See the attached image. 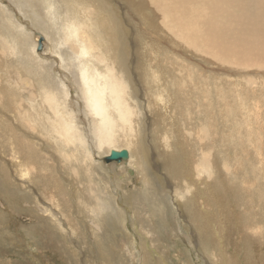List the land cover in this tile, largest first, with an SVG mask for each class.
I'll return each mask as SVG.
<instances>
[{
    "label": "rangeland",
    "instance_id": "374dc122",
    "mask_svg": "<svg viewBox=\"0 0 264 264\" xmlns=\"http://www.w3.org/2000/svg\"><path fill=\"white\" fill-rule=\"evenodd\" d=\"M99 1L113 6L117 25L127 30L131 38L128 51L137 64L141 65L144 57L140 54L142 41L150 44L146 61H154L161 75L158 87L153 84L158 97L156 107H148L149 135L144 147L155 187L152 191L143 187L140 171L133 170L131 164L106 161L107 172H100L105 179L110 173L106 182L111 184L113 192L109 193L99 179L104 195L95 194L91 199L85 193L89 190L87 183L92 180L96 184L95 174L88 172L91 177L86 179L80 171L72 182L69 172L57 168L56 159L46 155L48 151L57 155L49 144L42 145L45 150L37 151L52 165V169L48 167L50 182L18 175L10 180L12 175L2 173L1 169L6 168L2 162L11 164L14 154H19L10 149L4 154L0 152V264H264V55H252L255 48L264 52V34L255 24L261 20L257 13L263 9L264 0H162L185 34L201 38L213 61L232 67L210 65L183 44L165 36L164 41L150 36L131 17V13L137 17L131 0ZM15 10L31 25L30 19L17 7ZM140 22L144 23L142 19ZM231 23L247 26L230 32ZM146 30L160 35L154 27ZM30 31L35 36L38 34V29ZM45 41L39 38L37 53L57 57L51 50L52 42L48 41L45 51ZM3 51L0 46V59ZM14 65L10 70H16ZM250 66L256 67L254 70L260 68L259 72H248ZM15 74L9 78L16 77ZM214 75L224 79H214ZM19 76L23 79L20 90L27 94L35 83L22 74ZM0 80L2 90L7 80L3 76ZM236 83L239 88L234 87ZM138 85L142 88L140 82ZM229 89L236 92V98L226 93ZM137 95L145 97V90L142 88ZM23 98L25 105L26 97ZM4 104L6 107L2 106L1 111L13 116V105L8 103L7 96ZM155 123L160 137L170 142L171 159L165 158V162L152 131ZM87 140L90 142L89 135ZM92 148L98 153L95 146ZM203 153L211 161L208 177L202 171ZM26 158L30 174L46 167ZM20 160H23L21 156ZM125 167L132 169V174ZM27 172L24 175L28 177ZM54 174L68 190L72 183L75 188L86 185L85 193L76 194L78 199L67 194L73 201L66 206L68 215L57 208L49 194ZM195 174L202 179L191 181ZM187 185V190L192 189L198 198L192 208H187L182 200ZM199 201L201 208L211 210L212 223L220 231L218 237L223 242L208 228L210 218L199 207ZM157 202L161 209L155 206ZM101 211L109 217L105 234L96 220L101 217ZM191 215H198L196 222ZM197 222L207 228L203 245ZM90 224L99 229L101 226L112 256L109 250L93 243Z\"/></svg>",
    "mask_w": 264,
    "mask_h": 264
},
{
    "label": "bare ground",
    "instance_id": "6f19581e",
    "mask_svg": "<svg viewBox=\"0 0 264 264\" xmlns=\"http://www.w3.org/2000/svg\"><path fill=\"white\" fill-rule=\"evenodd\" d=\"M87 3L91 5L87 6ZM131 4L137 12L135 18L129 11L131 17L150 36L159 41H164L162 37L165 36L169 40L183 44L207 60L210 65L232 67L228 63L213 61L212 55L201 38L185 34L173 13L165 8L162 0H131ZM16 7L30 19L31 25L18 15ZM112 8L113 6L107 1L103 3L99 0H8V2L0 0V46L4 49L0 59V77L3 76L7 80L3 89L0 90V152L4 154L10 149L19 154V156L14 154L15 159L11 164L2 162L7 169L3 167L1 170L6 176L12 175L10 180L17 179L16 175H18L24 179L32 177L31 180L36 179L40 182L42 179L44 182L48 180L50 182L48 170L52 169V165L38 153V151L45 150L43 144H49L55 148L57 155L54 156L50 151L46 155L56 159L57 168L64 170V173L69 172L68 175L70 179H73L72 182H75L80 171L86 179L91 177L88 172H93L96 184L89 180L87 194L84 192L86 185L83 184L75 188L72 183L73 189L72 185H69L71 190H68L63 181L57 179L54 174L49 194L64 215H68L66 206L73 202L67 194H72L73 199L83 193L88 198L90 195L91 199L95 194L102 197L104 194L101 186L98 185L99 179L106 184L109 193L113 192L111 184L106 182L110 173L106 174L105 179L100 172H107L106 161L108 160L106 156L112 150H128V159L119 161H123L122 164L125 166L131 164L133 170L140 171L139 174L145 184L143 187L146 186L148 190L152 191L156 183L151 177V171H148L149 164L146 163L144 147L149 135L146 118L151 111L148 110V107L150 105L153 109L156 107L157 84L161 82V75L154 61L149 60V63L146 61L150 44L143 41L141 44L143 52L140 54L146 58L143 57L141 65L137 64L134 55L128 51L131 38L128 36L127 30L117 25V17L112 12ZM257 16L261 17V20L255 24L264 34V4ZM140 19L144 23L140 22ZM32 26L38 29L36 36L30 31L31 29L35 30ZM243 26H247V24L234 25L231 23L229 31L234 32ZM146 27H154L160 35L150 33ZM122 33H125L123 39L120 38ZM40 37L46 40L44 42L47 47L45 51H48L49 43H53L51 50L58 55L57 57L37 53L36 47ZM262 37L264 38V35ZM48 41L50 42L48 43ZM65 50L66 53H63ZM255 51L252 55H264L263 51L259 52L256 48ZM13 63L16 70H10ZM254 68L256 67L250 66L247 71L258 73L260 68L255 70ZM15 72L16 77L9 78ZM19 74L35 83V87L29 88L27 94L20 90L23 79ZM135 74L137 78L135 76L136 80L134 81ZM214 79L224 78L221 75H214ZM139 82L145 90L143 98H139L137 95V92L142 90L138 85ZM153 84L157 86L155 89H153ZM234 87L239 88V85L236 83ZM226 93L234 95L236 98V92L232 93L229 89ZM4 94L8 97V103L13 105V116L1 111L2 106L6 107ZM23 97H26L27 104L25 105ZM24 106L25 109H23ZM154 125L152 131H154V137L158 142L157 147L161 148V156L164 157L165 162V158L171 159L170 142L166 138L160 137L157 124ZM88 135L90 142L87 140ZM92 146L97 148L98 153ZM203 154L204 167L202 171L203 175L208 177V167L211 166V161L205 153ZM257 155L260 158V154ZM20 156L23 160H20ZM26 157L44 164L46 167L30 174L31 168L27 167L29 160ZM73 164L76 165L75 168L72 167ZM49 166L51 169L48 168ZM25 170L28 171V177L24 175ZM124 170L133 172L132 169L126 167ZM201 179L195 174L191 181ZM188 186L184 190L185 195H182V200L187 208H192L198 198L192 189L187 190ZM45 191L48 192V188ZM157 203L155 206H161L159 202ZM201 205L202 203L199 201L200 208ZM204 213L210 218L208 219V228L218 237L220 231L218 232L217 227L212 223L211 210H204ZM99 215L101 217L98 216L96 220L105 229L104 234L108 233L106 227L109 217L106 218L107 216L105 217L102 211ZM197 217L198 215L192 216L193 222H196ZM141 221L144 222L142 219ZM196 225L201 234V245H203L206 225L199 224V222ZM101 226H99L100 229ZM89 229H91L95 240L93 243L95 242L97 247L109 250L112 256L111 248L101 234L102 229L100 230L94 224H90ZM218 239L223 242L221 237ZM101 248L99 251L104 254ZM112 248L117 250L114 246ZM123 252L125 251L123 250Z\"/></svg>",
    "mask_w": 264,
    "mask_h": 264
},
{
    "label": "water",
    "instance_id": "95a60500",
    "mask_svg": "<svg viewBox=\"0 0 264 264\" xmlns=\"http://www.w3.org/2000/svg\"><path fill=\"white\" fill-rule=\"evenodd\" d=\"M129 157V152L126 149L123 150H112L111 153L106 156V159L108 161H119L120 159H124L127 160ZM130 173L132 174V172L130 171Z\"/></svg>",
    "mask_w": 264,
    "mask_h": 264
}]
</instances>
